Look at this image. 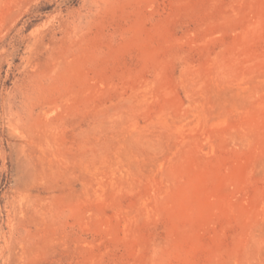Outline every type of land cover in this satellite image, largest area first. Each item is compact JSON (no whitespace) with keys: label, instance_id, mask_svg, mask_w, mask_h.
Returning <instances> with one entry per match:
<instances>
[{"label":"rangeland","instance_id":"374dc122","mask_svg":"<svg viewBox=\"0 0 264 264\" xmlns=\"http://www.w3.org/2000/svg\"><path fill=\"white\" fill-rule=\"evenodd\" d=\"M0 264H264V0H0Z\"/></svg>","mask_w":264,"mask_h":264}]
</instances>
